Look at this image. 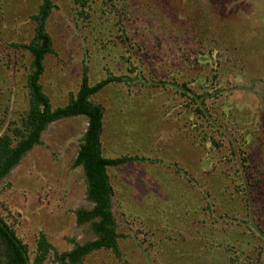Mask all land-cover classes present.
Returning a JSON list of instances; mask_svg holds the SVG:
<instances>
[{"label":"rangeland","instance_id":"obj_1","mask_svg":"<svg viewBox=\"0 0 264 264\" xmlns=\"http://www.w3.org/2000/svg\"><path fill=\"white\" fill-rule=\"evenodd\" d=\"M88 1L89 22L73 0H52L54 53L40 82L55 106L84 66L91 83L123 76L92 95L104 108L103 153L145 160L108 168L122 259L98 249L81 264H264V222L252 211L264 188L244 192L246 210L233 191L264 169V0ZM36 3L0 0V134L28 103L31 55L12 43L32 37ZM183 83L207 110L183 104ZM86 124L81 115L49 123L0 178V213L30 261L40 231L52 245L42 264L94 238L89 222L76 221V209L93 203L82 167L71 166Z\"/></svg>","mask_w":264,"mask_h":264},{"label":"trees","instance_id":"obj_2","mask_svg":"<svg viewBox=\"0 0 264 264\" xmlns=\"http://www.w3.org/2000/svg\"><path fill=\"white\" fill-rule=\"evenodd\" d=\"M73 1L79 7L76 14L89 22V7L91 9L89 1ZM101 6L107 7V4L102 3ZM53 7L52 0H37L28 14L33 23L32 37L26 43H12L17 48L26 49L31 55L26 74L28 103L24 107L19 121L9 124L5 131L0 134V178L7 174L34 145L41 144V133L49 123L64 117L84 116L87 124L80 137L71 166L79 165L82 167L86 196L93 204L90 208L80 207L76 209L75 216L78 223H90L94 238L82 243L73 241V247L69 250L55 251L53 253L54 261L56 264H81L86 255L98 249L110 250L116 258L122 259L118 238L123 235L116 231L111 208V198L114 191L108 168L128 162L143 161L145 158L128 154L108 156L103 153L101 136L104 108L99 102L93 100L92 95L114 81H122L123 76L108 73L105 77L91 83L84 66L77 89L74 92H69L65 103L54 106L40 82L45 70L44 58L47 54L54 53L52 38L46 30V20ZM236 61L238 62V60ZM181 95L185 100L183 104L196 107V111L199 113H202L203 109L209 108L208 105L202 103L204 101H199L203 96L196 94L185 83H183ZM262 174H264V169H260L258 175L251 178L252 181L244 182L238 178V181L233 184L234 193L241 195L240 198L237 195L234 199L245 201L247 205L245 210L248 208V203L244 192L252 190L254 187L261 188L263 186L264 188V176L262 178ZM237 176L240 175L237 174ZM230 185L231 183H227V187ZM247 193L250 194L251 191ZM262 194H264L263 189L257 196L253 197V200L256 197L258 201L263 200L261 199ZM263 209L264 204L253 205L252 211L257 215L260 222H264ZM260 246L262 249L264 243ZM51 249L52 245L47 236L40 231L36 237L33 258L30 261L28 246L18 236L13 225L0 213V264H42L49 257ZM260 255L261 252L257 254V257Z\"/></svg>","mask_w":264,"mask_h":264}]
</instances>
